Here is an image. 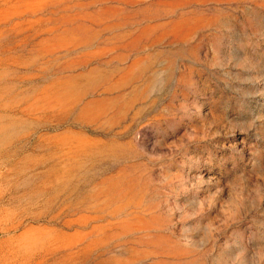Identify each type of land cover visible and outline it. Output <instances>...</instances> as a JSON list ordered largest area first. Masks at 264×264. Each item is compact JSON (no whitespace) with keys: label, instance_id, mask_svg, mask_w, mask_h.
<instances>
[{"label":"rangeland","instance_id":"374dc122","mask_svg":"<svg viewBox=\"0 0 264 264\" xmlns=\"http://www.w3.org/2000/svg\"><path fill=\"white\" fill-rule=\"evenodd\" d=\"M0 264H264V0H0Z\"/></svg>","mask_w":264,"mask_h":264}]
</instances>
